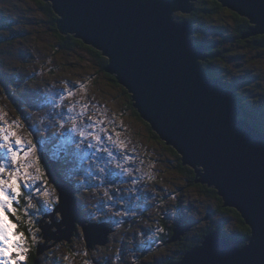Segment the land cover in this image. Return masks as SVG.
<instances>
[{"label": "water", "instance_id": "water-1", "mask_svg": "<svg viewBox=\"0 0 264 264\" xmlns=\"http://www.w3.org/2000/svg\"><path fill=\"white\" fill-rule=\"evenodd\" d=\"M43 1L50 2L58 15L62 34H74L107 57L105 71L128 91L140 117L177 151L181 163L194 168V182L214 187L223 206L235 208L254 228L243 245H238L242 238L209 231L171 264H185L197 249H202L197 255L205 261L236 264L239 256L241 264H264V130L240 116L243 111L234 91L202 66L209 54L190 37V21L174 19L176 11L191 13L195 0ZM217 1L250 21L242 39L264 34V0ZM164 5L171 8L168 21ZM47 155L44 163L51 180L66 197L75 199L74 184ZM195 159L207 161L209 172ZM81 219L78 208L75 216L59 224H45L43 235L46 240L70 239ZM54 225L57 231H51ZM187 229L178 221L170 242ZM108 231L106 225L84 231L87 246L105 243ZM209 237L214 241L211 247L205 244ZM45 249L40 245L38 254Z\"/></svg>", "mask_w": 264, "mask_h": 264}, {"label": "rangeland", "instance_id": "rangeland-1", "mask_svg": "<svg viewBox=\"0 0 264 264\" xmlns=\"http://www.w3.org/2000/svg\"><path fill=\"white\" fill-rule=\"evenodd\" d=\"M197 1H193V4ZM224 8L215 13L214 17L202 18L201 29L197 33V37L206 44L222 50L223 57L213 60L210 57L215 55H211L207 60H201V64L205 70L208 68L213 71L214 77L230 84L237 103L240 102L250 115L248 118L261 123L264 129V44L259 40H244L249 37L238 41L235 37L237 21L229 15L230 9ZM189 14L176 11L173 17L177 21L188 20ZM193 32L192 28L190 37ZM0 38V87L5 89L0 92V107L9 113V119H14L17 114L27 117L34 112V105L44 104L55 99L58 94H63V85L69 83L76 92V100L83 99L94 106L90 108L89 114L99 109L101 117L106 118L105 127L120 132V139L127 144L128 154L134 158V163L128 166L138 169L134 172V177L139 179L138 190L129 198V189L132 187L129 182L121 192L124 197L123 207L119 203L116 205L120 210L128 211V215L112 217L106 227L110 229L113 227L112 222L130 217L127 224L108 231V240L96 244L98 247L86 246L81 235L72 234L69 240L64 237L56 245L40 252L34 264H82L85 258L99 259L104 255L114 259L117 249L120 259L116 264H132L134 257L137 264H167L179 244L173 241L164 243L158 237L160 232H157V227H161L159 224L163 219L168 221L183 206L185 211L193 213L200 220L196 229L217 224L224 225L228 230L235 229L236 220L232 215L213 212L217 208V200L206 195L200 187L189 183L188 175L179 169L177 155L171 146L160 143L153 136L148 123L134 113L127 90L114 80V75L104 70L99 59L87 49L66 51L58 46L54 32L49 28L48 14L38 6L36 0H0ZM80 84L85 85L83 93L78 90ZM52 111L48 104L42 109L41 115ZM57 118L53 117L54 120ZM33 123L41 127L38 144H42L43 149L56 160L57 147L49 140L55 129L44 131V126L39 125L35 118ZM69 147L63 145L59 151H66ZM71 147L74 150V146ZM114 152L120 155L115 149ZM76 161L79 163V156ZM87 167V164L82 165L81 171ZM58 169L74 186L79 184L81 177L75 175L73 169L62 164H58ZM149 172L154 178L151 182L147 180ZM125 179L120 177V180ZM166 193H172L176 200L173 202L165 199L161 205L160 201ZM95 203V199L91 202L84 200L79 208L82 213L95 211ZM51 231H57L56 226H52ZM56 234L60 235L59 232ZM246 242L243 240L239 244ZM85 248L88 257L69 255L81 253ZM65 255H69L67 261L63 259Z\"/></svg>", "mask_w": 264, "mask_h": 264}, {"label": "snow or ice", "instance_id": "snow-or-ice-1", "mask_svg": "<svg viewBox=\"0 0 264 264\" xmlns=\"http://www.w3.org/2000/svg\"><path fill=\"white\" fill-rule=\"evenodd\" d=\"M163 7L165 21H168L170 17L167 13L171 12V8L168 5ZM78 90L83 93L85 85L80 84ZM4 91L0 87V92ZM62 92L55 99L34 105V112L27 117L17 114L14 119H9V113L0 107V264H28L29 253L45 243V215L49 217L47 226L50 227L53 223L59 224L65 218L75 216L82 201L91 202L95 199V211L77 221L80 235L83 236L88 229L102 228L112 217L127 216L128 211L116 207L118 203L123 207L121 192L129 182L132 186L129 198L138 190L139 179L134 177L138 169L128 166L134 163V158L128 154L127 144L120 139V132L105 127L106 118L101 117L99 109L89 114L90 108L94 106L86 100H76V92L69 84L63 85ZM48 104L53 111L41 115L42 109ZM53 117L58 118L54 120ZM34 118L39 125L44 126V131L55 129L49 137L58 150L54 162L73 169L74 174L81 177L78 186L71 189L76 193L75 199L66 197L51 180L47 164L44 163L48 159L47 152L42 144H38L41 127L34 125ZM63 145L70 147L60 152ZM71 146H74V150ZM85 149L88 151L85 152ZM114 149L120 152L119 156ZM77 156L79 163L76 161ZM195 162L202 164L204 171L209 172L207 161L195 159ZM84 164L88 167L81 171ZM121 176L127 179L120 180ZM153 179L151 172L147 173V180L151 182ZM165 199L175 202L176 197L166 193L160 201L161 205ZM245 230L254 232L253 227L245 226ZM164 231V227H157V232ZM205 244L211 247L214 241L209 237ZM99 251L103 252L104 249ZM200 251L202 249L193 252L185 264H220L219 261L199 258L197 254ZM69 255L89 256L87 248L81 253ZM69 255L63 259L67 261ZM119 259L120 252L117 249L114 259L104 255L99 259L85 258L82 264H116ZM235 260L236 264H241L243 258L237 256ZM132 264H137L135 257Z\"/></svg>", "mask_w": 264, "mask_h": 264}, {"label": "trees", "instance_id": "trees-1", "mask_svg": "<svg viewBox=\"0 0 264 264\" xmlns=\"http://www.w3.org/2000/svg\"><path fill=\"white\" fill-rule=\"evenodd\" d=\"M36 2L38 4V6L46 14H48V17H49V28H50V30H52L54 32V35H55L56 40H57V44L62 50L72 51L75 48L87 49V50L91 51L96 56L97 59H99V61L101 62V65L103 66V68L105 70V66L108 63V59H107V57H105L102 54V52L100 50L94 48L91 45H87V44L83 43V41L81 39L75 37L74 34H71V33L62 34L57 28L56 21H57L58 15L54 12L50 2L43 1V0H36ZM224 9H226V8H224L221 5V3L218 2L217 0H198L197 3L194 4V7H193V10L191 11V13L188 15V18H189L188 20L190 21L191 27L194 30V32L192 33L191 37L193 38V40L196 43H199V44L204 46L205 52L208 53L209 56L215 55L214 57H210V59L213 58V60L214 59H218V57H223L222 56V53H223L222 50H220L218 48L215 49L212 44H209V45L206 44L203 40H201L199 37H197V33L201 29L200 25H202V18L212 17L215 13H217L220 10H224ZM230 13H235V15H232L233 18L237 21V26L235 28V37L239 41V40L242 39L241 36H242L243 32L248 29V27L251 25V23L246 17H243V16L239 15L238 13H236L234 11L232 12L230 10ZM244 40H246V41L259 40V41H263L262 44H264V34H258L256 36H251L248 39H244ZM206 71L211 76L214 77L213 71L211 72V70H209L208 68L206 69ZM0 80H1V72H0ZM219 80L221 81V83L224 84V87L229 88V89L231 88L229 83H227L226 81L222 80L221 78H219ZM6 93H7V95H9V91H7ZM129 96H130V94H129ZM234 96L237 99L236 94ZM237 104H238V106H240L241 110L243 111V114H241L240 116L241 117H245V118H247L249 120L248 117H250V115L247 114L246 111L242 108L240 102L237 103ZM131 105H133L132 101H131ZM134 113L138 117H140V115L138 114L136 109L134 110ZM250 122H252V121H250ZM253 124L257 128L263 129L261 123H253ZM148 126H149V124H148ZM149 128H150V126H149ZM152 134H153V136L157 137L160 140L161 143H165L163 140H161L158 137V135L154 131L152 132ZM171 149L174 152V154L177 155L178 166H179L180 171L181 172H185L188 175V177L191 180L192 185L200 187L202 189V191L206 195H209V196L211 195L214 199L217 200V208H216V210H212V209L211 210L213 212H217V213H223V214L229 213L236 220V223H235L236 227H235V229H232V230H228V229L224 228V225H222V224L210 225L209 227L205 228V231L200 236V239H199L200 242L202 241V239L204 238V235L207 232L213 231L215 229H218L220 231L221 235H228V236H230V237H232L234 239L242 238L243 240H246L250 236V232L245 230V226H247V228H250V227L244 222V220L241 217L240 213L235 208L224 207L223 206V201H222L221 197L218 195V193H217V191H216V189L214 187H208L206 185L198 184V183H195V182L193 183L192 181H194V178H195V170H194V168H192L190 166H184L181 163L180 155L177 153V151L175 149H173L172 147H171ZM44 150L46 151V149H44ZM63 176L65 177L64 173H63ZM66 180L70 181V179H67V178H66ZM224 220L225 219H222V221H224ZM175 227H176V225H174L172 230L170 231V235L171 236L174 233ZM195 238H196V242H197V235L195 236ZM39 246H38V249H39ZM183 254L184 253H182V255ZM38 256H39L38 250H33L32 252H30L29 253L28 264H34L36 262Z\"/></svg>", "mask_w": 264, "mask_h": 264}, {"label": "flooded vegetation", "instance_id": "flooded-vegetation-1", "mask_svg": "<svg viewBox=\"0 0 264 264\" xmlns=\"http://www.w3.org/2000/svg\"><path fill=\"white\" fill-rule=\"evenodd\" d=\"M115 80V78H114ZM126 91V90H125ZM128 92V91H127ZM131 97V96H130ZM243 108V107H242ZM244 109V108H243ZM247 113V112H246ZM250 120V119H249ZM251 121V120H250ZM253 123H256L255 121H252ZM161 143V142H160ZM47 151V150H46ZM48 152V151H47ZM59 170V169H58ZM63 175V173H62ZM64 177V176H63ZM64 178H67V176H65ZM194 183V181H192ZM189 183H191V180L189 178ZM192 184V183H191ZM76 187L78 185H75ZM194 186V185H192ZM178 203V202H177ZM82 206V205H81ZM192 208V206H191ZM92 212V211H91ZM88 213L90 212H83L82 215L83 217L85 218ZM208 215H210V213H208ZM45 217H47L49 219V217L47 215H45L43 217V221L45 224H47V221L48 219H46ZM54 220V217L52 218ZM130 217H123L122 220L120 221H117L115 223L112 222L113 224V227L109 229V231H113V230H116V228L122 226V225H125L127 224V222L129 221ZM182 221L183 222V226H186L188 227V229L185 231V233L183 235H181L180 239L176 240V241H173V242H176V244H179V248H176L175 251H174V255L172 257H169V261L167 262V264H171V262H175L177 260H179L181 257H182V253H184L186 250H188L189 248H191L192 246L194 245H197L200 243V236L201 234L204 232L205 230V227L203 228H200V229H196L197 227H199V223H200V220L195 218L193 213L191 212H188V211H185L184 209V206L179 209V212H177L176 214H172L171 217L169 218L168 221H161V223L159 224V226L161 227H164L165 228V231L163 233H160L158 235V237L164 241V243H172L170 242V238H171V235H170V231L172 230L173 226L176 225V223L178 221ZM117 223L119 224V226H117ZM53 224H56V223H53ZM170 225V226H169ZM55 227V225L53 226ZM197 230V231H195ZM195 231V232H194ZM195 233L197 235V242H196V238H195ZM73 235L75 236H79L80 235V230L78 229L77 227V223H76V226H75V230L73 231ZM84 236L81 237V239L84 240L85 242V239L83 238ZM69 240V239H68ZM53 242H55L54 240H46L45 239V243L42 244L45 246L46 249L52 247L54 244H52ZM59 243V242H58ZM182 243V244H181ZM57 244V243H56ZM55 244V245H56ZM86 244V242H85ZM98 245V244H97ZM96 244L93 246V247H98ZM87 246V244H86ZM180 249V250H179ZM44 251V250H43ZM172 258V259H171ZM120 264V263H119Z\"/></svg>", "mask_w": 264, "mask_h": 264}, {"label": "bare ground", "instance_id": "bare-ground-1", "mask_svg": "<svg viewBox=\"0 0 264 264\" xmlns=\"http://www.w3.org/2000/svg\"><path fill=\"white\" fill-rule=\"evenodd\" d=\"M206 34V33H205ZM246 41V40H245ZM242 43V42H241ZM260 46V45H259ZM234 52V51H233ZM216 62V61H215ZM212 72V71H211ZM82 77V76H81ZM69 84V83H68ZM214 189V188H213ZM216 193V192H215ZM164 220V219H163ZM170 226V225H169ZM205 231V230H204ZM248 239V238H247ZM247 239L245 240V241H247ZM60 240L59 239H57V240H55V242H53L52 244H56V243H58ZM242 242V241H241ZM182 244V243H181ZM240 245V244H239ZM177 247V246H176ZM96 249V248H95ZM180 250V249H179ZM96 251V250H95ZM176 252V251H175ZM172 259V258H171ZM166 262V261H165ZM172 263V262H171Z\"/></svg>", "mask_w": 264, "mask_h": 264}, {"label": "clouds", "instance_id": "clouds-1", "mask_svg": "<svg viewBox=\"0 0 264 264\" xmlns=\"http://www.w3.org/2000/svg\"><path fill=\"white\" fill-rule=\"evenodd\" d=\"M232 90V89H231ZM45 151V150H44ZM47 152V151H46ZM50 155V154H49ZM51 157V156H50ZM57 167H58V163H57ZM66 179V178H65ZM238 245H239V243H238Z\"/></svg>", "mask_w": 264, "mask_h": 264}]
</instances>
